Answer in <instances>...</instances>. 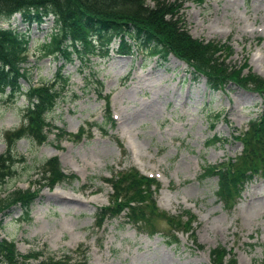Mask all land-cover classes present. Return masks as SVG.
I'll list each match as a JSON object with an SVG mask.
<instances>
[{"label":"rangeland","instance_id":"374dc122","mask_svg":"<svg viewBox=\"0 0 264 264\" xmlns=\"http://www.w3.org/2000/svg\"><path fill=\"white\" fill-rule=\"evenodd\" d=\"M145 1L153 5V0ZM179 2L185 29L194 39L226 43L231 50L227 63L264 78V0ZM10 25L28 30L30 38V72L19 81L22 92L50 80L64 64L69 84L64 100L48 116L66 135L56 136L53 127L42 144L16 142L15 174L0 196L29 189L37 191V198L27 216L19 207L0 215V242L14 243L21 255L39 253V261L69 264H211L209 251L217 246L234 254L236 264H256L262 258L264 179L253 178L228 210L216 197L218 179L201 177L207 165L240 156L243 146L235 137L261 113L262 96L231 83L210 91L203 78L174 56L162 61L146 50L121 56L115 53L118 42L110 44L105 59L83 62L72 56L65 63L39 58L40 44L54 30L53 19L27 26L15 15ZM106 101L113 126L103 124ZM26 105L22 95L0 94V155L7 148L6 132L23 124ZM54 158L76 180L49 188L39 169ZM130 169L159 183L155 202L160 212L175 216L189 211L195 217L189 230L203 249L190 238L191 231L177 233V243L168 242L170 230L163 218L151 222L155 235L147 234L149 227L128 224L124 213L98 219L113 195L105 180Z\"/></svg>","mask_w":264,"mask_h":264},{"label":"trees","instance_id":"16d2710c","mask_svg":"<svg viewBox=\"0 0 264 264\" xmlns=\"http://www.w3.org/2000/svg\"><path fill=\"white\" fill-rule=\"evenodd\" d=\"M179 1L153 0L150 6L145 0H0V94H7L9 98L22 95L27 101L23 110V124L16 131L6 132L7 148L0 155V192L15 174L16 142L26 139L42 144L47 140L48 133L54 127L48 122V116L58 102L64 100L63 93L69 84V78L62 74L64 64L57 68L50 80H41L36 86H29L22 92L19 81L27 80L30 72L26 68L29 65L30 38L28 30L18 31L10 25L15 15H19L27 26L40 24L48 17L53 19L54 30L48 41L40 44L39 58H62L65 63L72 62V56L83 62H89L93 57L105 59L110 54V44L118 42L115 53L121 56L145 50L162 61L174 56L189 67L191 74L203 78L210 91H219L231 83L262 96L261 113L249 121L247 130L235 137L243 146L240 156L220 165H207L202 169L201 177L218 179L216 197L228 210L237 204L244 186L253 178L259 176L264 179V78L250 71L243 74L244 67L227 63L231 50L226 43L194 39L185 29L184 19L179 14ZM4 24L7 27H1ZM105 104L103 124L113 126L115 121L111 117L110 104L107 101ZM53 129L56 136L66 135L55 127ZM99 130L105 132L101 126ZM39 176L49 188L76 180L74 175L63 173L57 158L42 164ZM105 181L111 185L113 195L109 207L97 214L99 220L115 218L124 213L128 224L135 228L149 227L147 234L155 235L157 231L151 222L163 218L170 230L165 236L170 243L178 242L177 233L191 231L189 227L195 217L189 211L174 216L156 208L155 196L160 187L156 180L130 169ZM36 198L37 191L29 189H15L4 197L0 196V215L4 216L12 208L19 207L27 216ZM184 217L186 221L182 220ZM189 236L196 245L192 231ZM196 246L203 249L200 245ZM38 256L36 252L21 255L14 243L0 242V264H69V261H55L53 258L39 261ZM209 257L211 264H236L235 255L222 246L211 249ZM256 264H264V254Z\"/></svg>","mask_w":264,"mask_h":264},{"label":"bare ground","instance_id":"6f19581e","mask_svg":"<svg viewBox=\"0 0 264 264\" xmlns=\"http://www.w3.org/2000/svg\"><path fill=\"white\" fill-rule=\"evenodd\" d=\"M257 12H258V10H257ZM133 76V75H132ZM134 79V78H133ZM131 83V82H130ZM135 83H137V82H135ZM133 85H135V84H133ZM57 194V193H56ZM60 195H62V194H60ZM59 195V196H60ZM61 197V196H60ZM63 197H66V196H63ZM72 199V198H71ZM77 201H78V199H77ZM86 202V201H85ZM69 203V202H68ZM89 205V204H88ZM95 207V206H94Z\"/></svg>","mask_w":264,"mask_h":264}]
</instances>
